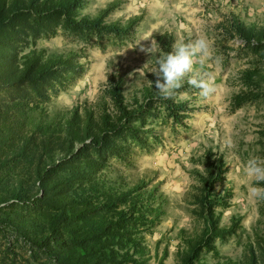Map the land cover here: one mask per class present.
<instances>
[{
	"label": "rangeland",
	"instance_id": "rangeland-1",
	"mask_svg": "<svg viewBox=\"0 0 264 264\" xmlns=\"http://www.w3.org/2000/svg\"><path fill=\"white\" fill-rule=\"evenodd\" d=\"M198 31L214 90L159 96ZM252 156L264 0H0V264H264Z\"/></svg>",
	"mask_w": 264,
	"mask_h": 264
},
{
	"label": "clouds",
	"instance_id": "clouds-1",
	"mask_svg": "<svg viewBox=\"0 0 264 264\" xmlns=\"http://www.w3.org/2000/svg\"><path fill=\"white\" fill-rule=\"evenodd\" d=\"M157 49L158 44L153 41L151 50ZM212 59L213 42L198 31L194 39L176 42L170 52L155 61L151 68L155 79L149 81V86L154 87L159 96L167 99L173 98L186 82L192 88L200 89L201 95L208 96L214 89L201 73L194 69V63L204 65ZM180 97L188 98L187 93H181ZM242 171L249 180V195L254 200H264V187L260 186L264 184V158L252 156L242 162Z\"/></svg>",
	"mask_w": 264,
	"mask_h": 264
}]
</instances>
